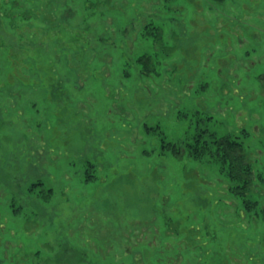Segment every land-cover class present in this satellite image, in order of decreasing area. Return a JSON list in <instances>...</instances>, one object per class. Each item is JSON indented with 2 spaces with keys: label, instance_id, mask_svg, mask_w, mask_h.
Segmentation results:
<instances>
[{
  "label": "rangeland",
  "instance_id": "rangeland-1",
  "mask_svg": "<svg viewBox=\"0 0 264 264\" xmlns=\"http://www.w3.org/2000/svg\"><path fill=\"white\" fill-rule=\"evenodd\" d=\"M0 264H264V0H0Z\"/></svg>",
  "mask_w": 264,
  "mask_h": 264
},
{
  "label": "trees",
  "instance_id": "trees-1",
  "mask_svg": "<svg viewBox=\"0 0 264 264\" xmlns=\"http://www.w3.org/2000/svg\"><path fill=\"white\" fill-rule=\"evenodd\" d=\"M207 132L205 130L195 135L192 141H187L181 146L169 143L166 147L177 159L211 157L219 162L222 170L236 182V186L232 188L235 194L247 195L248 186L254 181V172L252 165L246 161L247 153L243 143L230 135L216 137L213 133L206 139Z\"/></svg>",
  "mask_w": 264,
  "mask_h": 264
}]
</instances>
